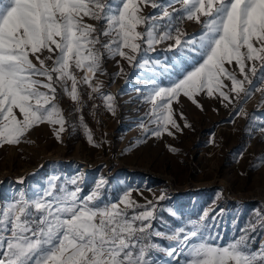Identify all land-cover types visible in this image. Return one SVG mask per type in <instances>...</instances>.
I'll return each mask as SVG.
<instances>
[{
    "label": "snow or ice",
    "instance_id": "snow-or-ice-1",
    "mask_svg": "<svg viewBox=\"0 0 264 264\" xmlns=\"http://www.w3.org/2000/svg\"><path fill=\"white\" fill-rule=\"evenodd\" d=\"M149 6L156 11L144 15ZM185 20L202 24L201 32L187 36ZM168 41L173 59L149 57ZM116 57L144 70L145 86L136 91L152 104L151 135H172L170 125L179 130L172 101L180 94L194 103L201 93L225 106L238 102L236 114L246 116L243 103L264 93V0H0V146L20 143L44 123L58 125L61 139L58 89L82 111L85 85L89 99L100 93L115 115V97L93 79ZM233 63L240 78L225 67ZM257 130L264 134V122ZM102 190L100 182L81 196L69 178L0 196V264H264V245L253 249L251 235L264 228V217L222 244L207 212L160 231L154 207L138 205L126 190L112 200Z\"/></svg>",
    "mask_w": 264,
    "mask_h": 264
},
{
    "label": "rangeland",
    "instance_id": "rangeland-1",
    "mask_svg": "<svg viewBox=\"0 0 264 264\" xmlns=\"http://www.w3.org/2000/svg\"><path fill=\"white\" fill-rule=\"evenodd\" d=\"M154 11L145 7L144 15ZM180 27L189 37L202 30V24L187 20ZM169 43L157 45L149 57L173 59ZM48 64L51 67L52 62ZM225 67L236 70L240 78L234 63ZM103 71L96 74L93 84L101 83V93L115 97V115L106 108L105 119L90 124L83 108L78 110L79 105L58 89L66 130L58 139L59 126L44 123L31 129L20 143L0 146V196L34 189L50 180L59 185L76 178L81 196L100 182L109 200L129 191L138 205L155 208L153 227L160 231L207 212L210 229L219 234L216 243L227 244L249 224H259L258 218L264 217V164H260L264 134L257 125L264 122V93L256 91L243 103L246 116L236 114L238 102L225 106L201 93L194 103L180 94L172 101L179 130L170 125L172 135L161 130L157 137L151 135L157 129L155 117L150 115L152 104L136 91L145 86L144 70L116 57L106 60ZM76 75L79 79L84 74L77 71ZM252 79L259 87L256 78ZM224 83L230 88V81ZM86 90L90 89L80 86L84 105L105 106L100 93H92L96 97L89 99ZM251 235L253 249L264 245V228Z\"/></svg>",
    "mask_w": 264,
    "mask_h": 264
},
{
    "label": "built area",
    "instance_id": "built-area-1",
    "mask_svg": "<svg viewBox=\"0 0 264 264\" xmlns=\"http://www.w3.org/2000/svg\"><path fill=\"white\" fill-rule=\"evenodd\" d=\"M257 84H259L257 82ZM89 92L90 90H86V93H87V96L89 98ZM85 94V93H83ZM93 98L96 97L94 96V94H92ZM94 104H86L83 106V110H84V113L86 114V118H87V121L90 123V124H94L96 123L98 120L100 119H105V115H106V107L101 105L100 103L99 104H96L95 106L96 107H93ZM76 112V110H75Z\"/></svg>",
    "mask_w": 264,
    "mask_h": 264
}]
</instances>
